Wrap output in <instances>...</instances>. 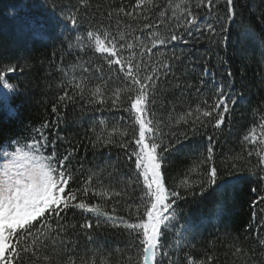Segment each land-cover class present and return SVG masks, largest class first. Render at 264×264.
<instances>
[{"label":"snow or ice","instance_id":"1","mask_svg":"<svg viewBox=\"0 0 264 264\" xmlns=\"http://www.w3.org/2000/svg\"><path fill=\"white\" fill-rule=\"evenodd\" d=\"M50 4L46 8L49 20L62 29V43L67 44L69 54L78 50V57L70 68L58 67L63 75L59 95L51 106L52 118L32 127L26 136L0 139V264H77L72 253L81 236L92 247L79 257L80 264H110L111 250L104 255L106 245L94 235L101 228L115 229L127 236L126 249H117L121 253L117 264H181L179 256L173 259V252L182 250V241L195 239L200 225L195 220L181 219L178 202L186 200L189 194L203 198L215 192L222 197L216 211L220 217L226 203L224 194L234 184L233 179L221 176L215 159L216 141L206 133L209 127L216 132L226 122L230 123L235 106L244 100V85L236 89L230 69L226 72L227 81L224 73L217 81L205 61L196 92H202L210 77L211 101L205 98L194 108L178 113L177 104L186 88L192 87L183 80L198 71V62L189 61V71V64H184V50L176 55L174 49L177 44L187 46L201 39H206L210 46L227 48L238 15L235 0H223L222 13L216 0H168L160 8L154 7L153 0H136L131 12L124 7L114 9L118 18L115 33L103 21L89 22V27L84 28L90 0H76L74 4L68 0L63 5L50 0ZM138 9L142 11L138 13ZM202 10H206L204 15ZM155 12L159 17L154 23L150 14ZM121 14L136 22L143 17L140 36L126 42V34L119 30ZM112 15L108 13L109 18ZM161 28L166 32H161ZM34 34L49 38L43 29L37 28ZM241 35L253 38L247 26L242 27ZM138 43L142 45L139 58ZM169 48L173 49L172 55H168ZM89 52L96 59H83ZM261 56L264 57V52ZM217 60L220 64L227 63L224 57L218 56ZM181 66L184 71L178 76ZM18 68L21 73L24 71L17 64L0 67V95H23L19 83L9 82L13 79L9 74ZM169 78L175 81L171 92L162 87L169 83ZM169 94L173 99L169 101L171 108L165 120L158 116L156 104ZM78 102L81 120L87 118L88 111L93 113L90 131L94 138H89L92 148L118 147L129 167L127 173L118 171L110 153L87 170L84 158L76 166L78 147L71 146L60 128L62 124L67 127L68 106ZM105 109L127 113V122L121 128L124 117L107 119L103 115ZM179 127L187 131L178 135L174 129ZM258 127L259 134L255 123L245 132L241 152L225 157L224 168L231 161V167L236 169L240 162L255 154L258 157L255 167L264 173V147H261L264 115L260 116ZM204 135L207 148L186 168L179 182L169 186L166 166L170 158L186 150L184 140ZM63 143L69 147L61 151L59 145ZM259 179L264 180V175ZM130 191L138 192V196L133 199ZM258 201L264 202V197H258ZM258 201H253V205ZM121 202L127 208L126 215L118 214ZM77 216L82 222L76 221ZM168 234H174V245L164 243ZM256 241L259 257L255 249H245L239 243L234 245L233 257L242 258L243 264H264V236L260 235V229ZM215 261L213 255L198 262L186 254L182 264H215Z\"/></svg>","mask_w":264,"mask_h":264},{"label":"trees","instance_id":"2","mask_svg":"<svg viewBox=\"0 0 264 264\" xmlns=\"http://www.w3.org/2000/svg\"><path fill=\"white\" fill-rule=\"evenodd\" d=\"M75 2L76 0H72L73 4ZM216 2L220 5L222 13L223 0H216ZM57 3L67 4L68 0H57ZM135 3L136 0H90L84 28L89 27V22L96 24L103 21L104 25H110L111 30L115 33L118 27V18L114 9L124 7L127 12H131ZM167 3L168 0H153L155 8H160L161 5ZM235 4L238 15L236 24L232 25V35L227 48L222 45L210 46L206 39H201L199 43L190 42L187 46L182 43L177 44L174 49L176 55L180 54L181 49L184 50V64H189V61L198 62L196 63L198 71L183 80V82L191 84L192 87L186 88L185 95L177 104L176 111L178 113L186 112L189 107L194 108L205 98L211 101L210 77L208 78L209 83L204 86L202 92L200 94L196 92V88L200 86V71L203 70L205 61H207L209 69L215 72L217 81L220 80L222 73L225 74V81H227L226 72L230 69L235 77L236 89L240 90L241 85H244V100L235 106L230 123L226 122L223 129L216 132L209 127L206 133L212 135L216 141L214 144L215 159L217 165L220 166L221 176L224 179H233L234 184L229 186L224 194L226 203L222 205V216L220 217L216 215V211L222 197L215 192H209L203 198H193L189 194L186 200L178 202V212L182 214L181 219L195 220L200 225L196 231L195 239L189 238L187 241H182V250L178 253L173 252V259L179 256L181 264L186 254L192 255L198 262L207 255H213L216 258L215 264H243L242 258L237 259L232 255L234 245L238 243L242 244L245 249H255L257 257L261 255L257 247L256 234L257 229H260V235L264 236V227H262L264 226V202L258 201V197H264V180L259 179L260 175H264V173L255 167L258 157L254 154L249 158L250 162L249 160L240 162L236 169L231 167V161L228 162L227 168L222 166L225 157L241 152L242 137L254 123L257 125L256 130L259 134L258 120L264 112V57L261 56V52H264V0H235ZM50 6V0H0V67L6 64H17L24 69L22 73L18 68L15 73L9 74L13 77L9 82L19 83L23 95H12L8 103L0 99V139L26 136L32 127H37L45 119L52 118L51 106L54 98L59 95L58 85L61 83L63 75L58 67L68 69L77 60L78 50L69 54L67 44L62 43V29L49 20L50 13L46 8H50ZM13 11L15 15L12 14ZM140 11L142 10H137L138 13ZM143 11L147 12L146 9ZM205 11L202 10L201 15H204ZM109 12L113 13L111 18L108 16ZM82 15L84 14L82 13ZM150 15L155 23L159 13L155 12ZM33 25L36 28H33ZM244 26H247L252 32V39L241 35V29ZM37 28L43 29L49 38L43 39L36 36L34 33ZM142 28V16L140 21L136 22L123 14L120 15L119 30L126 34V42L131 41L135 36H140ZM160 31L166 32L164 28H161ZM144 35L146 36V33ZM141 46L140 43L137 44L138 58ZM167 51L168 55H172V48ZM218 56L224 57L227 63H218ZM83 59H96V57L89 52L87 55H83ZM144 59L147 60L148 57L145 56ZM190 69L191 65L189 64V71ZM183 71V66H181L177 75H181ZM174 86L175 81L169 78V83L162 87H167L171 92ZM172 99V95L169 94L166 100L157 101L156 111L160 118L167 119L171 108L169 101ZM162 104L163 107H161ZM61 110L63 111V109ZM92 115L93 113L88 111L87 118L81 120L82 113L79 102L76 105H69L67 127L62 124L60 128L61 134L71 142V146L78 147L76 166L78 167V162L84 158L82 162L84 169L87 170L94 164L100 163L110 153L112 162L116 163L118 171L127 173L129 167L123 152L118 147L92 148L89 143V138H94V133L90 131ZM99 115L96 113L97 118ZM103 115L107 119L115 118L116 120L123 116L121 128L127 122V113L123 111L112 113L105 109ZM111 126L109 124V128ZM174 130L178 135L187 131L185 127ZM183 143L187 146L186 150L171 157L166 166L169 186L179 182L186 168L208 146L206 135L192 137L190 141L184 140ZM59 147L63 151L64 148L69 147V144L63 143ZM251 147L252 145H249V148ZM94 152L96 153L95 157ZM101 152H103V156L100 155ZM244 155L246 156L247 153L245 152ZM130 195L135 199L138 192L132 194L130 191ZM253 201H258L255 206ZM118 214H127V208L123 202L119 205ZM71 215L69 213L70 218ZM76 221L82 222V218L77 216ZM94 235L98 236L99 240L106 245L104 255H108V250H111L110 264H117L121 255L117 249L125 250L128 244L126 234H121L111 228H101ZM164 243L174 245V234H168L164 238ZM90 247L92 246L86 245L84 237L81 236L76 251L72 253L77 259V264H80L79 257L84 254L86 248ZM251 254L249 253V255ZM88 258H91L90 255Z\"/></svg>","mask_w":264,"mask_h":264},{"label":"rangeland","instance_id":"3","mask_svg":"<svg viewBox=\"0 0 264 264\" xmlns=\"http://www.w3.org/2000/svg\"><path fill=\"white\" fill-rule=\"evenodd\" d=\"M11 97H12V95H0V99H1L3 102H5V103H8L9 100L11 99ZM262 115H264V112H263ZM259 121H260V118H259L258 122H259ZM258 125H259V123H258ZM258 131H260L259 127H258Z\"/></svg>","mask_w":264,"mask_h":264}]
</instances>
